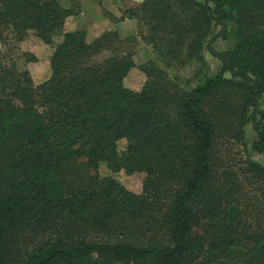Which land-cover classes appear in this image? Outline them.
Returning a JSON list of instances; mask_svg holds the SVG:
<instances>
[{"label":"trees","instance_id":"16d2710c","mask_svg":"<svg viewBox=\"0 0 264 264\" xmlns=\"http://www.w3.org/2000/svg\"><path fill=\"white\" fill-rule=\"evenodd\" d=\"M69 1L0 0V264H264V161L245 136L264 155V0H144L120 18L144 33L92 42L63 32ZM29 31L53 47L37 83L1 54ZM136 37L154 52L139 91L123 85ZM102 164L143 172L141 194Z\"/></svg>","mask_w":264,"mask_h":264},{"label":"rangeland","instance_id":"374dc122","mask_svg":"<svg viewBox=\"0 0 264 264\" xmlns=\"http://www.w3.org/2000/svg\"><path fill=\"white\" fill-rule=\"evenodd\" d=\"M78 4V14L69 16L65 19L63 32H71L75 30H84L87 42H92L95 38L104 32L116 31L122 40L133 38L140 31L144 33V29L137 25L135 20L128 18L120 19L123 11L134 8L141 4L144 0H74ZM204 1V0H199ZM63 7H69L72 4L69 0H61ZM131 22L132 25H127ZM60 36L54 37V42L60 40ZM137 40L126 42L125 46L131 51L133 60L136 64L123 80V85L133 91H139L145 82V75L139 69L140 65L148 64L154 60V52L151 46L141 42L140 37ZM9 46L3 48L1 46V54L4 55L6 64L16 63L19 68H26L34 82H40L49 75V58L53 52L51 45L44 44L33 31L27 32L26 36L20 42H9ZM230 40H217L214 44L217 50H224L230 45ZM26 54L35 57V61L26 63ZM102 56L96 57V60ZM204 63L199 67L203 68L206 75H212L218 71L219 63L207 51H203ZM197 65L194 62H188L178 68V83L181 85L195 84V74ZM252 127H246V139L248 150L254 160L258 162L264 161V155L252 151L253 139ZM122 148L123 146L120 145ZM97 174L100 176H113L125 189L134 193L141 194L142 186L145 178L143 172H134L126 174L124 171L118 173L110 172L105 165H100Z\"/></svg>","mask_w":264,"mask_h":264},{"label":"crops","instance_id":"0c3cea01","mask_svg":"<svg viewBox=\"0 0 264 264\" xmlns=\"http://www.w3.org/2000/svg\"><path fill=\"white\" fill-rule=\"evenodd\" d=\"M126 24H127V25H132L131 22H130V23H129V22H126Z\"/></svg>","mask_w":264,"mask_h":264}]
</instances>
